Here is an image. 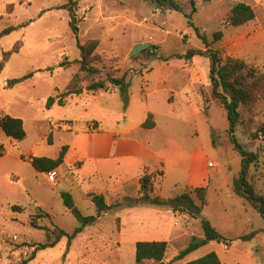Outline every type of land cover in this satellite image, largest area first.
<instances>
[{
  "label": "rangeland",
  "instance_id": "obj_1",
  "mask_svg": "<svg viewBox=\"0 0 264 264\" xmlns=\"http://www.w3.org/2000/svg\"><path fill=\"white\" fill-rule=\"evenodd\" d=\"M72 1L79 19L77 38L70 32L68 10L62 9L65 0H0V32L15 28L0 40V59L17 41L23 43L0 73V119H20L26 134L16 141L0 129V264L28 260L38 245L53 241L54 227L72 233L79 226L72 210L94 215L87 197L93 192L89 190L111 192L121 186L118 193L107 197L109 204L137 197L132 175L137 174L139 164L137 168L119 166L125 178L122 185L116 175L113 177L116 170L99 179L94 162L89 161L82 170L73 163L75 147L86 144L90 129L125 127H139L135 136L157 156L156 162L146 164L163 171L154 194L160 199L187 192L191 173L207 169L209 187L202 216L232 240L228 245L208 242L172 264L209 253H215L222 264H264V221L232 192L241 159L229 142L225 112L215 102L204 106L197 93L200 90L207 98L210 93L209 60L184 58L189 50L204 51L195 33L198 28L223 61L237 58L264 71V0H174L180 11L161 10L153 0ZM237 3L251 6L256 19L230 27L226 17ZM11 4L13 11L8 12ZM193 9L190 26L186 16ZM217 31L223 37L213 43ZM93 39L100 42L97 52L102 62L98 67L110 76L125 75L126 90L111 88L110 92L72 96L64 106L47 110V99L55 96L56 90L61 92L78 70V65L71 64L80 58L77 41L83 44ZM141 45L145 48L135 52ZM67 62L68 68L60 66ZM28 73H34L33 77L6 87L8 80ZM148 113L155 117L154 129L140 128ZM240 113L234 136L246 151L257 155L249 175L256 192L264 196V137L256 133L264 128V97L241 108ZM63 146L67 147L66 160L56 169L54 187L32 167L31 159L56 158ZM209 163L214 168H209ZM64 193L71 196L68 206L61 197ZM13 206L22 209L13 212ZM156 210L164 216L160 226L149 220ZM134 213L147 222L141 226L131 223ZM32 221L37 229L31 226ZM252 231L260 233L251 241L238 239ZM10 237H16V242ZM193 238H203V232L199 221L188 214L168 206H123L85 227L69 247L63 238L53 248L37 252L27 264H136V242L159 241L167 242L163 263L169 264Z\"/></svg>",
  "mask_w": 264,
  "mask_h": 264
},
{
  "label": "trees",
  "instance_id": "obj_2",
  "mask_svg": "<svg viewBox=\"0 0 264 264\" xmlns=\"http://www.w3.org/2000/svg\"><path fill=\"white\" fill-rule=\"evenodd\" d=\"M66 3L62 9L68 10L70 21L69 28L74 38L78 37L79 19L76 15V2L72 0H65ZM155 5L161 10L180 11L179 5L174 0H153ZM14 5L11 4L7 7V11H13ZM186 16L188 24L192 26V14ZM255 20V12L253 8L244 3H237L231 6L229 13L226 17V24L230 27H240ZM15 28L9 27L0 32V40L9 35ZM195 33L198 39L204 45V51L189 50L184 58L190 60L195 56L205 57L209 60V74L208 80L210 85V93L208 98L206 94L197 91L201 96L204 106L209 107L210 103L215 102L224 112L229 123L226 133L229 137V142L233 150L240 157V170L238 176L233 179L232 192L235 196L245 200L250 207H252L264 221V196L256 192L254 185L250 180V166L257 160V155L248 152L237 141L234 136L235 130L240 123L241 108H249L256 104L264 97V71H260L258 67L248 64L245 61L237 58H226L224 61L221 59L218 51L211 48V43L208 42L206 36L201 34L198 28H195ZM223 37L221 31L213 34L212 42H218ZM99 40L93 39L81 44L77 41V48L79 50L80 58L71 62L73 65H78L77 72L72 76L67 86L55 96H50L45 104V108L50 110L54 105L64 106L69 97L82 96L84 93L96 94L99 91L110 92L111 88H120L123 92L127 88L125 75L120 77L110 76L104 74L103 70L98 67L102 62L99 55ZM23 46L22 41H17L10 51L3 52L0 59V73L3 71L5 64L8 62L11 55L19 52ZM70 62L62 63L60 66L68 68ZM34 73H28L19 79L8 80L6 87L12 88L15 85L32 78ZM104 75V77H102ZM89 83L87 84V82ZM86 83V85H84ZM155 126V121L152 114H148L146 121L141 125L144 129H152ZM0 129L4 135L16 141H22L26 134L23 127V122L10 116H4L0 119ZM257 134H262L264 137V128L259 129ZM51 136L48 141L51 143ZM67 147L63 146L56 158L38 157L31 159L32 167L39 173H48L55 171L62 165ZM161 176V173H160ZM155 179L156 175L150 173L148 170L139 178V196L135 199H127L125 202H113L107 204L103 194L89 193L87 197L93 204L95 214L90 216H83L77 210H72L76 215L79 226L76 227L72 233H67L62 229L54 227L53 241L44 245H38L34 250L32 256L21 264H27L31 261L35 254L41 250L53 248L63 238L67 239V247L72 241L84 230L85 227L94 225L98 219L105 213L111 210H118L123 206H165L170 207L173 211H179L182 214H188L191 218L198 220L203 232V238H193L191 242L176 253L169 264L182 260L188 254L196 251L200 247L206 245L208 242H217L228 245L232 242L231 239L225 238L219 231H217L211 223L202 216V209L206 206V196L208 193L207 187L188 188L187 192L176 196L173 199L162 200L158 196H153L155 192ZM192 195L195 199L192 198ZM65 206H68L71 200L69 194L61 195ZM197 203H196V201ZM21 207L13 206V212L21 211ZM47 216L46 213H44ZM119 221V220H118ZM33 228H38L36 224L31 223ZM259 231H252L246 235L238 237L239 240L247 242L251 241L258 235ZM264 233V231H263ZM167 251V242H136L135 244V262L142 264L145 261H151L154 264H159L164 261ZM184 264H222L215 253H209L196 260Z\"/></svg>",
  "mask_w": 264,
  "mask_h": 264
},
{
  "label": "crops",
  "instance_id": "obj_3",
  "mask_svg": "<svg viewBox=\"0 0 264 264\" xmlns=\"http://www.w3.org/2000/svg\"><path fill=\"white\" fill-rule=\"evenodd\" d=\"M153 118L155 121L154 115ZM155 127H156V122H155V126L152 129H154ZM138 128L132 129L125 127L120 130H101L100 128L97 129L94 128V130L90 129L85 145H82L77 149V147H75V143L72 144L76 149V156L73 159V163L76 164L77 169L82 170L86 163H88L89 161L94 162L95 174L99 179H103V177L104 178L110 177L111 172L116 170L113 173V177L116 175L115 177L118 178V180L122 183V185H124L125 183V178L122 177L121 169L119 168V166L124 164V167L135 166L137 168V164H139L138 167L139 170L137 171V174H135L136 173L135 171V173L132 175L133 181L137 185L136 195L139 196V190H140L139 178L145 172V170H148L150 173L156 175L155 188L158 187L163 177V171H160L156 167L151 168L146 164V163L156 162L157 156L149 149V147H147L135 136V132L138 130ZM158 159L160 158L158 157ZM65 160H66V154L63 163ZM206 170L207 169L203 167L198 172L191 173L192 176L190 177V180L188 181L186 187L197 188V187L206 186L208 189L209 176ZM54 172L56 173V170ZM41 175L47 182L45 178V173H41ZM51 185L56 187V182ZM121 189L122 187L120 186L117 189H113V191L111 192H108L107 190L105 192L89 190L88 192L92 191L95 194H103L107 202V197L110 194H112L113 192L118 193ZM118 220L120 226L122 222L120 218H118ZM149 220L152 224H155L156 226L157 225L160 226L164 223L163 222L164 216L161 211L156 210L151 216V218H149ZM130 221L131 223L133 222L135 225L139 224L140 226L142 225L141 222L143 221H144L143 223L147 222V220L145 221L141 219V216L137 215V213H134L130 216ZM136 227L138 228V225Z\"/></svg>",
  "mask_w": 264,
  "mask_h": 264
},
{
  "label": "built area",
  "instance_id": "obj_4",
  "mask_svg": "<svg viewBox=\"0 0 264 264\" xmlns=\"http://www.w3.org/2000/svg\"><path fill=\"white\" fill-rule=\"evenodd\" d=\"M208 167L214 168L212 163H209ZM45 178H46L48 183L54 184L56 182L57 175L54 171H51V172L45 173ZM10 240L16 242L17 239H16V237H12V238L10 237ZM17 262H18V260L14 259V260L10 261L8 264H18Z\"/></svg>",
  "mask_w": 264,
  "mask_h": 264
},
{
  "label": "water",
  "instance_id": "obj_5",
  "mask_svg": "<svg viewBox=\"0 0 264 264\" xmlns=\"http://www.w3.org/2000/svg\"><path fill=\"white\" fill-rule=\"evenodd\" d=\"M144 48H145V45H141L140 47H138V48L136 49L135 52H138V51H140V50H142V49H144ZM68 209H70V208H68ZM159 264H165V263L161 262V263H159Z\"/></svg>",
  "mask_w": 264,
  "mask_h": 264
}]
</instances>
